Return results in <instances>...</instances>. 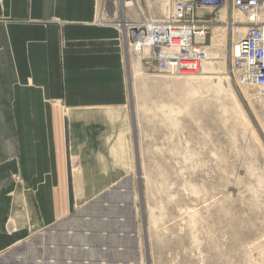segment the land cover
I'll return each instance as SVG.
<instances>
[{
	"label": "rangeland",
	"instance_id": "374dc122",
	"mask_svg": "<svg viewBox=\"0 0 264 264\" xmlns=\"http://www.w3.org/2000/svg\"><path fill=\"white\" fill-rule=\"evenodd\" d=\"M145 1L153 19L162 18L165 0ZM239 14L201 13L211 23L195 78L154 75L141 61L134 70L138 55L128 53L131 179L88 210L83 224L34 235L1 254L0 264H68L72 257L80 264L85 254L71 257L61 236L72 230L90 233L94 260L109 264H264V89L248 88V99L231 77L230 50L240 35L230 23L246 28ZM258 17L264 23V4ZM120 231L135 240L119 241Z\"/></svg>",
	"mask_w": 264,
	"mask_h": 264
},
{
	"label": "crops",
	"instance_id": "0c3cea01",
	"mask_svg": "<svg viewBox=\"0 0 264 264\" xmlns=\"http://www.w3.org/2000/svg\"><path fill=\"white\" fill-rule=\"evenodd\" d=\"M97 18V0H0V255L83 224L136 170L126 45ZM71 232L61 236L80 264L113 262L94 260L90 233Z\"/></svg>",
	"mask_w": 264,
	"mask_h": 264
},
{
	"label": "built area",
	"instance_id": "2783aa9c",
	"mask_svg": "<svg viewBox=\"0 0 264 264\" xmlns=\"http://www.w3.org/2000/svg\"><path fill=\"white\" fill-rule=\"evenodd\" d=\"M97 2V23L116 27L127 53L140 55L144 69L158 76L194 77L202 71L201 50L211 21L201 13L229 8L246 15L245 32L231 46L230 74L239 88L264 89V23L258 17L263 0H170L166 12L157 20L153 19L145 0L144 10L138 8L139 0ZM119 7L123 14L132 16L123 26L119 19L115 23ZM231 26L234 33L238 32L239 28Z\"/></svg>",
	"mask_w": 264,
	"mask_h": 264
},
{
	"label": "bare ground",
	"instance_id": "6f19581e",
	"mask_svg": "<svg viewBox=\"0 0 264 264\" xmlns=\"http://www.w3.org/2000/svg\"><path fill=\"white\" fill-rule=\"evenodd\" d=\"M168 3H170V0H165V2H164V4H163V9H162V11H164L165 10V6H167V4ZM264 4V0H263V2H262V5ZM127 5H130V4H128L127 3ZM261 5V6H262ZM134 7L137 9V6L134 4ZM138 8H139V5H138ZM239 13V12H238ZM120 15V16H119ZM122 15H124L123 14V12H122V10H121V7H119V14H118V18H119V24H121L122 26L123 25H125V24H127L126 22H125V19H124V17L122 16ZM239 15H241L242 16V14H239ZM235 23H237V22H232V23H230V25H234ZM241 24H245L246 23V19H244L243 18V21L242 22H240ZM244 29H246L245 27L244 28H239V30H238V35H240L239 36V38H241V36L244 34ZM238 38V39H239ZM207 41V40H206ZM206 49V48H205ZM201 55H202V50H201ZM141 59V56L140 55H138V57L136 58V63L133 65L134 66V70H140V68H139V65H140V60ZM204 61V60H203ZM224 76V75H223ZM191 78H195V77H186V78H184V79H191ZM243 89V92H244V94H245V96H247V98L249 99L250 98V95L248 94V91H247V88H242Z\"/></svg>",
	"mask_w": 264,
	"mask_h": 264
},
{
	"label": "water",
	"instance_id": "95a60500",
	"mask_svg": "<svg viewBox=\"0 0 264 264\" xmlns=\"http://www.w3.org/2000/svg\"><path fill=\"white\" fill-rule=\"evenodd\" d=\"M132 130H133V128H132ZM136 145H135V142H134V147H135Z\"/></svg>",
	"mask_w": 264,
	"mask_h": 264
}]
</instances>
